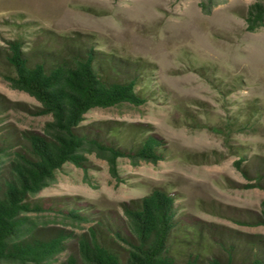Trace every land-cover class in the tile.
<instances>
[{"label":"trees","instance_id":"trees-1","mask_svg":"<svg viewBox=\"0 0 264 264\" xmlns=\"http://www.w3.org/2000/svg\"><path fill=\"white\" fill-rule=\"evenodd\" d=\"M219 2L200 0L199 6L210 14ZM244 18L248 31L263 28L264 0H254ZM1 22L12 34L0 33V76L39 103L32 114L51 118L41 129L12 127L4 123L10 105L0 95V264H264V233L190 217L169 185L122 201L118 210L79 198L41 197L66 164L82 169L84 181L94 186L90 155L106 162L116 183L124 182L122 158L133 166L167 159L168 142L147 124L84 123L92 109L141 107L165 100L167 93L155 78V63L99 44L93 33L58 32L21 15ZM209 68L192 70L222 94L243 82ZM236 106L221 122L198 127L220 133L229 152L240 156L235 167L253 180L246 187L264 189L263 158L249 156V146L233 137L264 131V105L254 99ZM201 155L200 162L209 160ZM234 222L264 226V198L258 210H246ZM72 243L76 254L61 261Z\"/></svg>","mask_w":264,"mask_h":264},{"label":"rangeland","instance_id":"rangeland-1","mask_svg":"<svg viewBox=\"0 0 264 264\" xmlns=\"http://www.w3.org/2000/svg\"><path fill=\"white\" fill-rule=\"evenodd\" d=\"M199 1L0 0L2 35L12 32L1 21L15 15L58 32L93 33L99 44L155 63V78L167 93L165 100L141 107L92 109L84 121L116 119L147 124L168 142L172 152L167 159L156 165L133 166L122 158L119 172L124 182L116 183L106 162L90 155L94 186L84 181L82 169L66 164L41 197L79 198L101 210H118L122 201L142 197L156 185H169L180 193L182 207L190 217L264 233V226L250 228L234 222L246 210L259 209L264 189L246 187L253 180L235 167L240 156L229 152L220 133L198 127L200 123L221 122L236 103L256 99L264 105V27L254 32L246 29L244 16L254 0H220L210 14L202 12ZM200 65L209 66L216 76L243 82L234 92L222 94L192 70ZM0 95L10 105L4 123L12 127L41 129L51 118L32 114L30 110H36L39 103L12 89L1 76ZM24 104L27 108L21 106ZM233 137L235 143L249 146V156L261 155L264 165L263 130L234 133ZM203 153L210 157L200 162ZM76 249L70 244L60 260L76 254Z\"/></svg>","mask_w":264,"mask_h":264}]
</instances>
